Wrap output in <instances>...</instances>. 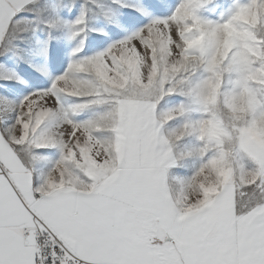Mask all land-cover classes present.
Listing matches in <instances>:
<instances>
[{
  "label": "snow or ice",
  "instance_id": "obj_1",
  "mask_svg": "<svg viewBox=\"0 0 264 264\" xmlns=\"http://www.w3.org/2000/svg\"><path fill=\"white\" fill-rule=\"evenodd\" d=\"M0 264H264V0H0Z\"/></svg>",
  "mask_w": 264,
  "mask_h": 264
}]
</instances>
